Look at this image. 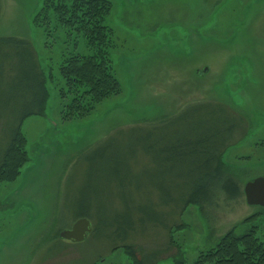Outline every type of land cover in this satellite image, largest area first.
I'll list each match as a JSON object with an SVG mask.
<instances>
[{"label":"rangeland","instance_id":"374dc122","mask_svg":"<svg viewBox=\"0 0 264 264\" xmlns=\"http://www.w3.org/2000/svg\"><path fill=\"white\" fill-rule=\"evenodd\" d=\"M42 1L0 0V36L30 39L48 79L43 114L21 123L28 161L16 180L0 185V264H130L125 238L139 259L173 264L179 249L192 264L228 231L254 226L264 241V207L243 195L183 211L166 204L169 193L157 189L159 167L136 144L155 129L150 121L132 127L192 101H221L249 127L223 156L228 172L242 188L264 177V0H111L105 23L113 30L110 56L122 90L88 116L67 120L59 113L57 65L64 52H85V43L36 26ZM16 72L0 80V98L11 91L18 100ZM11 107L0 103L8 124ZM85 206L91 231L81 241L59 236ZM174 223L182 228L172 231L173 246Z\"/></svg>","mask_w":264,"mask_h":264},{"label":"trees","instance_id":"16d2710c","mask_svg":"<svg viewBox=\"0 0 264 264\" xmlns=\"http://www.w3.org/2000/svg\"><path fill=\"white\" fill-rule=\"evenodd\" d=\"M111 9V0H43L32 17V22L42 26L45 33L77 34L85 43V52L76 47L75 51L64 52L57 65L62 120L86 117L101 100L122 90L110 56L113 30L105 23ZM12 68L17 71L20 91L16 93L18 100L11 91L0 98L1 104H11L7 115L13 116L8 124L7 118L0 115L1 122L5 121L0 126V185L20 176L21 168L28 161L27 140L21 123L28 116L43 114L48 96L47 75L40 67L30 39L0 36V80ZM18 104L20 109L15 107ZM148 121L155 130L147 131L144 139H137L136 144L145 154L153 155L163 179L157 189L164 186L169 193L166 204L171 203L178 211H183L191 204L216 207L220 201L241 198L243 188L228 172L223 156L228 147L246 135L249 127L245 116L221 101L203 99L184 104L170 116L136 123L132 127H145ZM128 172L131 171L126 167ZM151 205L157 203L150 200ZM77 215V219L90 217L86 206ZM245 220L251 223L254 217ZM177 228H182V224L168 226L169 243L173 246L171 233ZM254 228L250 226L241 234L228 231L210 249L199 251L192 264H264V241ZM122 240L124 243L120 241L119 244L132 254L130 264H152L145 256L136 257L133 245L126 242L128 238ZM119 244L113 248H118ZM91 264L102 263L97 260ZM173 264H185L179 249Z\"/></svg>","mask_w":264,"mask_h":264},{"label":"water","instance_id":"95a60500","mask_svg":"<svg viewBox=\"0 0 264 264\" xmlns=\"http://www.w3.org/2000/svg\"><path fill=\"white\" fill-rule=\"evenodd\" d=\"M205 70L206 68L202 69ZM243 196L247 204L264 207V177L259 176L247 181L243 187ZM90 231L89 219L82 217L76 219L71 224V228L61 230L59 236L71 241H81Z\"/></svg>","mask_w":264,"mask_h":264}]
</instances>
